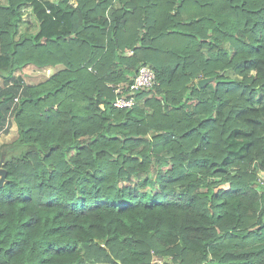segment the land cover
<instances>
[{"label":"trees","instance_id":"1","mask_svg":"<svg viewBox=\"0 0 264 264\" xmlns=\"http://www.w3.org/2000/svg\"><path fill=\"white\" fill-rule=\"evenodd\" d=\"M6 119L0 264H264V0H0Z\"/></svg>","mask_w":264,"mask_h":264},{"label":"built area","instance_id":"2","mask_svg":"<svg viewBox=\"0 0 264 264\" xmlns=\"http://www.w3.org/2000/svg\"><path fill=\"white\" fill-rule=\"evenodd\" d=\"M49 71L50 69H48ZM156 83L153 69L147 65L140 66L131 83L121 82L110 85L116 96L113 106L117 109H131L137 104L134 94L143 88H151ZM17 99L15 98L14 102H17Z\"/></svg>","mask_w":264,"mask_h":264},{"label":"rangeland","instance_id":"3","mask_svg":"<svg viewBox=\"0 0 264 264\" xmlns=\"http://www.w3.org/2000/svg\"><path fill=\"white\" fill-rule=\"evenodd\" d=\"M211 65H213L212 66L213 70H211L209 73L206 74L207 75V76H205L206 78H208L209 74H212L214 72L218 73L219 70H220L221 64H216V65L215 64H211ZM48 69H50L49 72H48ZM55 71H56L55 68H48V67L43 68V69H37V68L32 67V66L24 67L23 70H22V72L25 75L24 83L27 84V85H33V84H37V83H44L46 80H48L53 75V73ZM184 80H186V78H182V80H180L178 82V85H182ZM204 86H206L207 88L209 87V89H211L212 86H213V83L209 82V83H207ZM175 88H176V86H175ZM168 95H170V93ZM9 121H10L12 126L10 127V131L8 132V134L5 137L0 138V149L3 146H6L8 144L10 145L14 141L16 136H17V130H16L15 123L12 121V119H10ZM143 151H145V150H143ZM151 152L152 153H156V154H161L160 149H155V150H152ZM161 260L162 259L159 256H155L153 258V261H155L157 263H160Z\"/></svg>","mask_w":264,"mask_h":264},{"label":"crops","instance_id":"4","mask_svg":"<svg viewBox=\"0 0 264 264\" xmlns=\"http://www.w3.org/2000/svg\"><path fill=\"white\" fill-rule=\"evenodd\" d=\"M212 66L213 65H211V63L206 65L192 64L188 69V79H190L191 82L197 83L200 79H202V77L207 76L206 74L213 70ZM9 120L10 119H6L5 124L0 132V138L5 137L10 131V127L12 125Z\"/></svg>","mask_w":264,"mask_h":264},{"label":"water","instance_id":"5","mask_svg":"<svg viewBox=\"0 0 264 264\" xmlns=\"http://www.w3.org/2000/svg\"><path fill=\"white\" fill-rule=\"evenodd\" d=\"M214 79L213 77H208V78H203V79H200L198 82H197V85L199 88L203 87L204 85H206L207 83L209 82H212ZM2 165H3V162L0 161V187L4 184L5 182V172L2 168Z\"/></svg>","mask_w":264,"mask_h":264}]
</instances>
